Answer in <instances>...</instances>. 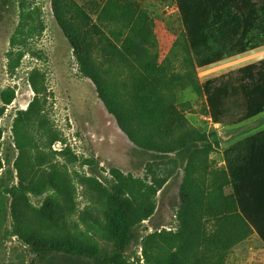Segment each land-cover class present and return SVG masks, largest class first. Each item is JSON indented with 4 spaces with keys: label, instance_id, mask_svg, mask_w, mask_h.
<instances>
[{
    "label": "rangeland",
    "instance_id": "1",
    "mask_svg": "<svg viewBox=\"0 0 264 264\" xmlns=\"http://www.w3.org/2000/svg\"><path fill=\"white\" fill-rule=\"evenodd\" d=\"M53 1L0 0V264H109L38 250H109L117 213L134 236L127 264H264L235 194L264 114L214 124L202 90L264 60L263 27L250 37L262 47L201 69L177 0H59L81 63Z\"/></svg>",
    "mask_w": 264,
    "mask_h": 264
},
{
    "label": "trees",
    "instance_id": "2",
    "mask_svg": "<svg viewBox=\"0 0 264 264\" xmlns=\"http://www.w3.org/2000/svg\"><path fill=\"white\" fill-rule=\"evenodd\" d=\"M177 5L188 43L201 69L211 68L227 58L243 55L264 46V36L260 39L262 46L254 45L250 40L253 32L260 27H263L264 33V22L261 23L259 10L251 0H177ZM53 11L77 58L81 63H85L87 53L83 39L69 19L61 13L59 0L53 1ZM215 29L227 30L226 38L216 36ZM92 74L93 72H89L88 76L95 82L100 98L108 112L115 117L119 128L132 142L143 147L144 142L135 138V134L124 125L103 94L99 81ZM202 90L214 124L236 126L254 119L264 114V60L246 66L236 78L226 84L218 85L215 80L208 81ZM249 162L248 167L240 169L241 183L235 185V194L241 217L264 242V234L256 221L254 184L251 179L245 177L251 173L252 165ZM106 239L111 249L105 251H101L98 246L66 250L60 245L38 251L41 254L64 251L83 258H102L109 264H127L124 255L133 243L134 236L131 224L122 213L111 217L110 231Z\"/></svg>",
    "mask_w": 264,
    "mask_h": 264
},
{
    "label": "crops",
    "instance_id": "3",
    "mask_svg": "<svg viewBox=\"0 0 264 264\" xmlns=\"http://www.w3.org/2000/svg\"><path fill=\"white\" fill-rule=\"evenodd\" d=\"M252 149V153L249 157L250 162L249 164L252 165L251 173L245 176L248 179H251L254 184V194H255V212H256V221L259 227L264 234V144L259 146V152L255 155V148H248ZM248 155V154H247ZM246 155H242L239 160L242 158H246ZM248 157V156H247ZM226 161V160H225ZM242 161V160H241ZM248 162L246 164L242 163V168L248 167ZM254 231V238L258 240L261 245L264 246V242L262 241L260 235Z\"/></svg>",
    "mask_w": 264,
    "mask_h": 264
}]
</instances>
